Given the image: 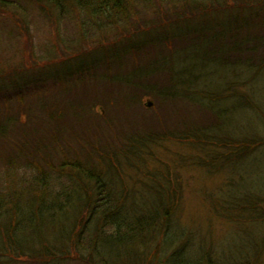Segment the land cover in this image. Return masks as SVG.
<instances>
[{"label": "trees", "instance_id": "16d2710c", "mask_svg": "<svg viewBox=\"0 0 264 264\" xmlns=\"http://www.w3.org/2000/svg\"><path fill=\"white\" fill-rule=\"evenodd\" d=\"M11 3L0 0V17L7 22L0 25L1 46L6 43L3 33L12 42L18 34L28 40L33 7L55 25L73 17L81 19L84 27L98 30L100 43L109 41L111 34L115 39L90 52L47 62L44 70H38L39 66L5 70L0 65V246L8 247L15 261L0 258V264L29 258L34 264H137L135 259L155 252L154 245L158 264L175 260L223 264L208 253L201 263L199 258L185 261L173 255L166 263L165 247L176 252L182 245L171 241L180 237L173 233L179 187L173 190L170 181L150 185L158 178L152 175L142 189L134 183L128 187L126 173L132 182L133 174L147 165L154 148L163 142L201 149L209 155L208 163L198 161L202 166L222 168L233 177L228 189L222 190H227L230 201L227 207L220 206L224 210L218 218L239 230L241 226L258 230L246 225L254 222L245 221L258 219L263 211L249 210L251 205L244 200L253 192L243 188L240 180L243 166L252 168L263 154L264 120L251 133L238 135L225 122L230 107H219L222 100L230 99L259 114L253 92L244 97L228 95L232 86L228 80L219 91L204 89L199 85L213 84L186 66L195 64V59L201 61L198 57H204V63L228 66V53L236 61L227 71L244 67L245 73L260 77L264 73V1L254 5L246 0ZM245 9L255 13L250 23L234 14H245ZM228 10L235 12L230 16ZM219 17L226 19L227 27L216 22ZM243 30L248 33L244 37ZM162 45L166 47L159 53ZM0 52L4 53L3 47ZM182 62L185 68L179 70ZM48 69L53 73L48 74ZM45 82L58 88L52 87L49 93ZM179 82L186 87L178 89ZM145 97L156 103L149 115L139 108ZM182 100L197 115L188 118L179 104ZM5 137L6 146L1 142ZM149 195L155 196L151 202L146 200ZM213 202L207 206L212 208ZM239 207L245 208L242 217Z\"/></svg>", "mask_w": 264, "mask_h": 264}, {"label": "rangeland", "instance_id": "374dc122", "mask_svg": "<svg viewBox=\"0 0 264 264\" xmlns=\"http://www.w3.org/2000/svg\"><path fill=\"white\" fill-rule=\"evenodd\" d=\"M11 1L13 0H4L7 5H11ZM229 1L230 0H223V2ZM246 1L254 5L253 3H261L264 0ZM236 3L238 4L239 2L236 1ZM38 10V7H33V12H31L30 19L28 20L29 42L20 34H18L19 37L14 38L13 42L6 38V34H2L1 38L6 40V43H3L2 46L0 45L1 49L3 47L4 52L0 55V65L3 69L8 70L19 66L24 69L29 68L30 66H39L38 70H44L43 66L47 62H60L63 58H71L90 52L115 39L113 34H111L109 41L103 42L102 40L100 43L101 38L98 39L96 37L98 30L93 27H84L80 22L81 19L76 20L74 17H70L72 19L62 21L60 24L55 25L52 24L50 20H46ZM245 10V14L232 10L228 11H230V16L232 12H235L234 14L236 15H243V19H248V22L250 23L251 19L254 18L255 13H251L247 9ZM220 14L225 16L224 13ZM259 15L260 14H257L255 17H259ZM222 18L223 17H219L216 22H220L221 26L224 25L227 27L226 19L221 20ZM255 20L256 19H253V22ZM1 23L7 22L0 17V25ZM212 25L216 26V23H212ZM119 32H121V34L124 33L122 30ZM245 32H247V30L242 31L243 37L248 34ZM123 36H126V34L124 33ZM14 43H16V45H14ZM165 47L166 46L164 45L159 46L158 48L160 50L158 52H163ZM122 51L124 52V49ZM163 56L167 55L163 54ZM126 57L128 58L127 55ZM198 58H200L201 61L195 59L196 63L193 65H187L186 68L193 67L196 74L201 73L204 76V82L208 83V85L213 84V86H207V88L200 84V87L219 91L224 87V85L220 84L225 83V81L228 80L232 83L228 95L234 93L238 95L240 94L244 97L253 92V100L259 108V114H264V73L257 78L255 75L250 76L248 72L245 73L244 67L227 71L226 68H230L229 66L236 61L233 60L235 57L228 53L226 54V58H228L227 61L229 62L228 66L204 63V57ZM208 58H212V55H208ZM184 68V62L178 64L179 70H183ZM48 70L41 73L43 74ZM51 72L53 73L52 70H49L48 74ZM202 75H195V77L199 76L202 78ZM45 83L49 84V82ZM255 83L256 86L254 87ZM176 84L178 89L186 87L182 82ZM48 86L49 87L46 91H49V93L50 90H53L52 87L58 88L56 86L51 87L50 84ZM238 102L239 101L234 102L230 99L222 100L219 103V107L226 109L230 107L231 113L227 114L228 122L227 120H225V122L227 124L229 123V128L235 131L238 135H245L254 131L262 121V118L264 120V116L261 117L257 112H247V110H244L245 108L240 106L241 103ZM140 103L142 106H139L140 110H143L148 115L156 110V103L150 97L143 98ZM184 103L185 102L182 100L179 104L183 107L184 111H187V117L193 118V115L195 114L194 110L189 106H186L187 104L184 105ZM99 108L100 107L95 110H99ZM196 108H200V105H196ZM200 113L201 112L199 111V114ZM103 115H106V113ZM101 118H103L101 120L103 121L106 116ZM2 123L3 121L1 122L0 120V125ZM1 142L6 146L7 138L5 137ZM215 148L218 149V147ZM219 150L224 153V149ZM208 156L209 155L205 151L192 148L187 143H178L176 141L163 142L154 148L153 155L148 159L149 161L147 165H144L139 172L133 174L132 182L129 173H126V176H128V178H126V185L132 187L131 185L134 183L138 189H142V187L145 186L144 183L149 182V176L152 175L154 177L157 176L158 178L152 179L150 185L156 184L160 186L162 183L169 185L170 181L171 183L173 182V185L170 184L173 190H175L177 186L179 187V193H176V195L180 197L176 208L177 211L174 215L175 227L173 233H176V237H180L178 241L173 238H171V241L174 242V245L180 242L182 245L180 244L181 247H179L176 252H174V249L172 248L165 247V252H162L166 263L168 262L167 258L172 255L182 257V260L185 261H192V258H199L198 261L201 263L200 258L208 253L212 259L221 261L223 264H227L228 262H231V264H264V224L261 225V222H264V194L260 195V198L258 197L259 194L264 191V151L255 163H253L254 166L252 168L247 170L246 166H243V173L245 174L243 179L240 180L243 188H248L247 190H249V192H253L252 194L249 193L244 200L245 203L247 202L246 204L251 205L248 206L249 210L251 208H258L263 211L258 219L246 218L245 221L254 222V224L246 223V225L258 227L257 231L247 229V226H241L239 230L237 226L230 223L229 220L227 221L226 219L223 221L218 218V214L224 210L223 208H220V206L227 207L228 201H230L228 200V195L226 193L227 190H222L223 188L228 189V185H230L231 182L230 180H232L233 177L228 171L223 170L222 168H217L216 166H211L209 164H204L207 166L204 167L198 162L201 160V163H208V160L206 159ZM20 166L23 168L22 164ZM209 196L211 197L209 199L210 204H212V199L214 200L212 208L207 206L209 204L207 202ZM154 199L155 196L152 195L146 197V200L149 202ZM238 209H240L241 212L238 216L242 217L241 215L244 214L245 208L242 209V207H239ZM247 214L250 213H246L245 215ZM10 221L11 220L9 219L8 222ZM177 229H179V231H175ZM3 231H6V229L4 228ZM153 244L154 243H152V245ZM1 246L3 247L1 248ZM1 246V261L11 260L15 262L12 260V255L8 252V247L5 248V245ZM152 247V249L155 248V252L153 251L152 254H149L146 257L135 259L137 264H158V262L156 263L154 256V253H157L156 246L154 245ZM158 256H161V254ZM17 263L34 264V261L29 258L28 260H20ZM173 264L186 263L181 260L177 263L175 260Z\"/></svg>", "mask_w": 264, "mask_h": 264}]
</instances>
